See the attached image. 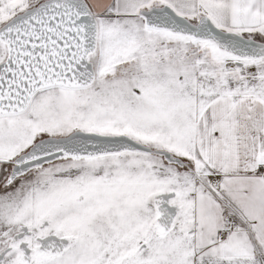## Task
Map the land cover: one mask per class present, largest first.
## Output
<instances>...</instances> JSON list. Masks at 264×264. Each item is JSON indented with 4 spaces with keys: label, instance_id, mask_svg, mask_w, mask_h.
<instances>
[{
    "label": "snow or ice",
    "instance_id": "1",
    "mask_svg": "<svg viewBox=\"0 0 264 264\" xmlns=\"http://www.w3.org/2000/svg\"><path fill=\"white\" fill-rule=\"evenodd\" d=\"M0 264H264V0H0Z\"/></svg>",
    "mask_w": 264,
    "mask_h": 264
}]
</instances>
